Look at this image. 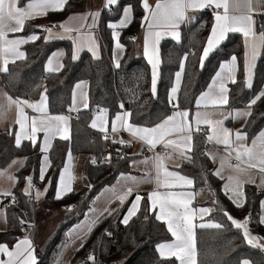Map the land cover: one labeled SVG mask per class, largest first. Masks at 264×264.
Here are the masks:
<instances>
[{
    "label": "trees",
    "instance_id": "trees-1",
    "mask_svg": "<svg viewBox=\"0 0 264 264\" xmlns=\"http://www.w3.org/2000/svg\"><path fill=\"white\" fill-rule=\"evenodd\" d=\"M24 3L26 0H22L21 6ZM127 5L132 6L133 17L126 27L119 29L124 52L120 57V67L117 68L110 55L113 29L109 27V23L119 20ZM87 9L88 0H67L64 10L49 11L43 19L27 20L23 30L17 35L28 37L36 34L39 39L23 44L20 48L25 57L10 62L7 72H0L1 85L13 97H28L36 101L45 93L48 109L52 114L69 112L75 84L82 80L88 81V107L72 115L70 139H54L49 150L50 164L43 181L40 180L43 155L41 142L36 141L34 146L30 140H24L17 147L15 128L9 133L0 131V167H6L18 156L26 158L25 164L15 172L17 182L12 195H0V203L5 207L9 223L8 229H0V243L13 246L35 218L37 201L25 193L26 177L32 176L33 182L41 186L47 183L49 185L51 181L47 194L40 201L46 208L73 204L72 211L78 214L71 220L68 218L64 225L69 227L86 215L89 202L104 187L114 185L121 174L130 172V160L134 155L129 148L124 146L118 149L110 134L91 127V120L97 111L107 109L110 122L117 113L127 111L131 113L130 123L140 127L155 126L176 109L170 103L169 92L183 61L184 76L177 98L179 109L189 110L190 115L194 113L196 100L208 88L220 64L229 61L233 55L237 57L239 71L237 83H229L228 86V107H247L248 102L264 87V49L261 50L254 69L252 88L249 89L244 84L245 49L242 33H228L201 66L200 57L214 22L211 13L201 10L192 22L182 26L181 39L167 37L161 41L160 77L153 94L151 66L144 55L137 54L134 42L143 25L145 10L142 0H119L118 4L105 8L100 19L101 56L94 58L90 51L84 50L73 61V41L69 38L46 40L43 27L53 26L71 13ZM257 24L264 31V27H261L264 26V18ZM58 49L65 50L63 68L50 72L46 69V62ZM251 112L243 126L248 139L264 128V99L258 101ZM105 136L108 138L105 139ZM206 138L205 132L194 134L189 153L191 159L184 160L177 168L181 174L193 180L192 188L197 193H209L211 199L202 203L211 209L206 219L224 225L220 229L201 228L200 224L197 225V264H241L244 259L250 260L251 264H264V249L248 245L242 230L236 229L224 215L226 211L240 219L251 214V230L264 237V224L259 223V206L264 192L254 184H246V203L242 208L236 207L229 194L225 193L222 178L213 174L215 169L212 160L204 151L208 142ZM69 153L74 156L84 155L83 185L75 187L63 195V198L56 199L59 175ZM109 155L110 160L107 159ZM13 196L17 202L7 204V200ZM149 211L147 197H144L139 211L127 224L122 223L123 212L118 217L114 212L104 215L91 227L88 236L81 243L83 247L81 244L76 247L69 263L90 264L85 261L84 255H94L100 250L114 264H179L175 257H161L157 253V245L171 240L172 235L164 222L156 220L155 211ZM21 220L25 223H21ZM61 230L59 228L44 251L39 250L36 264H54V248L59 251L67 243V239L64 241L66 232L62 238L59 236Z\"/></svg>",
    "mask_w": 264,
    "mask_h": 264
},
{
    "label": "snow or ice",
    "instance_id": "snow-or-ice-1",
    "mask_svg": "<svg viewBox=\"0 0 264 264\" xmlns=\"http://www.w3.org/2000/svg\"><path fill=\"white\" fill-rule=\"evenodd\" d=\"M119 0H106L104 7L108 8L110 6L118 4ZM67 0H26V3L22 5V0H0V58L3 59L4 66L0 68V71L7 72L8 55H12L17 59L25 57V54L19 50V46L30 41H35L39 39L37 35H30L27 38L20 37L17 39H9V33H16L22 31L25 22L34 17L47 15L49 11H62L66 5ZM259 0H232V10L235 12H241L240 15L230 14L229 0H157L155 7L153 8L148 0H142L143 8L146 13L150 14L144 17V21L148 22V28L152 29L155 27L163 26L165 32L161 33L159 31L149 32L145 36V50L144 55L148 57L149 63L152 65V92H156L157 84V73L156 68L158 61L154 58L153 55H149L148 50V36L152 35L155 41H159L163 35L170 34L175 39L179 40L180 33L177 31L179 26L184 23L186 20L190 19L187 15L190 10H201L205 8H212L214 11V22L211 27V33L207 38L205 47L203 48V53L200 57L201 66L204 63V60L209 56V54L223 41L227 34L230 32H239L242 33L245 42V54H244V84L247 88H252L253 86V70L255 67V61L257 57L261 54V50L264 49V31L256 32V21L254 19L255 15H264V12L257 10V5ZM223 9V12L219 9ZM132 6L128 5L123 9V18L119 21V25L110 24L109 27L116 29L117 27H126L128 23L131 22L132 16ZM93 17V22L100 15L99 12L90 13ZM71 19V17L69 18ZM63 28L65 32H71L72 29L68 28L65 24L58 25ZM43 27V26H41ZM52 27H57L53 25ZM264 27V26H261ZM43 31L49 33V37L54 35L52 33V28L43 27ZM113 39L115 41V47L117 49H123V45L119 41L120 33L113 31ZM49 37H45L47 40ZM71 38V37H69ZM75 44L76 41L74 40ZM96 44L94 40L91 42L89 51L92 52L94 58H98L96 51ZM61 53H53V57L63 56ZM187 57H185L186 59ZM78 59L76 51H73L72 60L75 61ZM49 67L48 71H60L63 68V64H59L57 67H52L53 58H50L48 61ZM115 66L120 67L119 60H116ZM181 70H183V64H181ZM239 71L238 60L235 55H233L230 61L220 64L219 70L215 73V76L212 79V82L208 86V91L201 94V96L196 100V106L199 108L203 103L207 106L211 103L218 111L214 113H201L197 111L195 113L196 117V131H200V125H207L209 128V133L207 135V141H214L218 145H223L225 151L228 153L227 156H222L220 158V168L217 169L213 174L220 176L221 169H223L228 161V158L235 153V159L240 162H247L249 167L257 168L259 171L264 173V130H261L254 138L251 139V146L249 147L245 142L248 140V134L240 129L233 131L224 126L225 121L229 118L237 119L241 117H250L252 112L251 109L258 101L264 99V89H261L258 94L252 98L247 104V110L233 109L232 111L223 112L219 109L224 106L229 105V92L228 87L229 83H237V72ZM180 78V73H177V80ZM80 82L76 85V88H80ZM177 89L174 87L171 89L170 93V103L173 104V107L178 109L179 103L176 99ZM75 96V93H74ZM10 104H16L18 109V117L16 123L19 124L21 132L16 134L15 143L19 147L21 145L22 136L30 140L33 145L36 144V134L38 132H44V144L41 147V152L46 153L48 151V141L49 134L58 131V125L53 126L51 122H60L63 121L67 123L70 117L67 116H51L48 118L49 124L47 127H37V117L32 116L30 119L32 121V127L30 134L25 131V122L29 119L25 113V107L34 110L35 112H44V102L46 97L41 96V100L38 102H30L28 100H13L12 97L7 98ZM175 100V102H173ZM85 108L88 107L87 104L84 105ZM123 109V104L120 105ZM71 110V109H70ZM107 109H101L97 118L93 119L91 127H97V121H100L101 131H107L103 127L104 120L103 117L107 113ZM190 113L189 110L175 111L172 115L167 116L160 123L155 126L149 127H140L132 123L127 122V118L131 116L130 112L117 113L115 119L112 121V131L115 132L118 130V126L124 127L129 131L133 136L138 137L140 140H143L150 148H155L156 146L163 144L165 148L172 147L174 151H179L181 145L177 144L174 140H166L165 138L172 133H179L187 129L191 133L192 128L188 122V117ZM213 115H219L221 119H212L210 118ZM177 117H182V120H177ZM64 140L70 139L68 135V128H64V135L61 137ZM108 137L105 136V139ZM188 144L185 146L188 151H191L192 148V135L189 134L186 138ZM114 143H127L123 140L113 141ZM180 155L186 159H191L187 156L184 151H180ZM205 155L210 156L213 161H215V155L212 153H205ZM70 156V153H69ZM110 160V155L107 158ZM163 157L159 154L155 156V168L157 171V184L158 187L163 186L165 188H172L173 185L169 183V178H176L180 181H184L187 185H192L193 180L179 175L176 172L168 171L163 163ZM148 158L143 161L147 163ZM93 163L95 159L93 158ZM135 163V162H134ZM48 164V157L45 155L43 157V162L40 168V180L45 179ZM231 168L232 172L235 175L228 176V184L224 186L226 194L231 193L229 198L232 200L234 205L238 208L244 207L246 203V197L243 193L242 186L244 183H255V180L249 176L247 180H241L240 174L244 173L246 170L240 167V164L228 165ZM161 170H163V183L160 181ZM68 172V168H65L61 171L59 182L57 186L56 199L63 198V195H66L67 192L71 191V188L65 181V173ZM3 173H0L2 175ZM123 177L124 174H121ZM13 179V177H9ZM71 178V177H70ZM28 184V187L25 189L27 194L31 188L32 176L25 178ZM127 179L136 181V177L128 176ZM51 181H49V186ZM260 187H264V175L260 178ZM91 187V186H89ZM47 189H45V192ZM132 189H127L122 195L118 197L121 203L131 195ZM3 195L10 196V192H4ZM40 193L37 192V199L39 198ZM185 194L182 192H160L154 190L148 194V199L151 203V211H155L157 206L159 212L156 214L155 218L157 221H162L166 224L167 230L171 233L174 240L170 243H161L157 245V249L161 257H175L179 264H196V248L193 229L196 227L193 224V212L196 211L190 207L191 199L184 198ZM143 197L139 194L135 196V200L131 203V206L128 209L127 214L124 216L122 223L127 224L129 219L137 214L139 211V204ZM13 202H15V197L13 196ZM262 208H264V201L261 202ZM201 214H207L210 212L208 208L199 209ZM0 215H5L0 213ZM224 215L227 217L228 221L239 230H242V235L245 242L255 248L264 249V243L260 241L264 240V237L253 236L248 227L250 222V216H246L243 220H237L231 216L230 213L226 212ZM21 223L25 221L21 220ZM259 223L264 224V215L259 218ZM201 228H223L224 225L220 223H211V224H200ZM91 228H89V232ZM111 235V233H108ZM83 247V244H81ZM0 254L6 255L7 260L0 259V264H36V258L34 255V249L32 241L25 236L22 240H18L16 245L12 250H9V247L5 243H0ZM89 261H92L95 264V256L90 254L87 258ZM241 264H249L248 260H244Z\"/></svg>",
    "mask_w": 264,
    "mask_h": 264
},
{
    "label": "crops",
    "instance_id": "crops-1",
    "mask_svg": "<svg viewBox=\"0 0 264 264\" xmlns=\"http://www.w3.org/2000/svg\"><path fill=\"white\" fill-rule=\"evenodd\" d=\"M105 2H106V0H88V9L87 10L81 11V12L71 13L70 15L65 17L64 20H62V21L60 20L59 23L54 24V25H57V27L50 26L49 28H52V33L54 35L49 37V33L46 32L45 37H49L48 39L69 38V37H71L69 39H71L72 41H74V40L76 41L75 44L73 43V51L74 50L76 51L78 57L81 54V52H83L84 50L89 51L88 49L91 46V42L94 40V42H95V44L97 46L96 47L97 55H98V57L101 56V41H100V33H99V31H100V19L102 17L101 16L102 12L105 9V7H104ZM148 3L154 8L156 3H157V0H148ZM110 7L106 8V9H109ZM229 7H230V14H235V15L242 14L241 12H235V11L232 10V0H229ZM201 10H204V9H201ZM201 10H190L188 12L187 15L190 17V19H188L184 23H182L179 26V28L177 29V31L180 33V38L179 39H181L182 26L184 24H188V23L192 22L196 18L197 13H199L198 11H201ZM257 10L260 11V12H264V0H259V3L257 5ZM220 11L223 12V9L221 8ZM95 12H99L100 15L95 19V23H94L93 22V17L90 15V13H95ZM146 15L149 16V20L151 19L150 14L146 13V11H145L144 16H143L142 28H141L140 32L134 38L135 48H136L137 54H142V55H144V50H145V36H146V34L149 33V32H156V31H159L161 33L165 32V28L163 26H160V27H155L154 26L152 29H149L148 28V22L144 21V17ZM131 16L133 17V10H132ZM44 17H45V15L44 16H39V17H34L32 19H35V18L43 19ZM70 17H71V19H69ZM122 18H123V14L121 15V18L119 20L114 21V22H110L109 25L110 24L119 25V21ZM263 18H264V15H255L254 16V19L256 21V32H257V34H259V32L262 31V28H260L259 24H257V23L261 22ZM60 24H65L68 28H71L72 31L71 32H65L63 28L58 26ZM120 28L121 27H117L116 29H113V31H117V32L120 33V30H119ZM19 32L9 33L8 38L9 39H17V38H20V37H24V36L17 35V33H19ZM33 35H36V34H33ZM167 37H171V38H173V40L175 39L172 35L165 34L157 42V41L154 40V37L152 35L148 36L149 55H153V53H154V58L158 61L157 68H156V73H157L156 90H157V85H158V81H159V77H160V67H161L160 44H161V41L164 38H167ZM24 38H27V37H24ZM243 39H244V37H243ZM119 41H120V35H119ZM120 43H121V41H120ZM22 45L19 46V50L21 52H23L22 48H20ZM244 49H245V42H244ZM61 52H63L65 54V50L64 49H58L54 53H61ZM123 52H124V47H123V49H117L115 47V41L113 39V45L111 47L110 55H111V58H112V61H113L114 65L116 64V60H119V62H120V59H121L120 57H122ZM244 53H245V51H244ZM63 56L53 57V54H52L48 58V60L46 62V69H48V67H49L48 61H49L50 58H53L52 67L55 68L59 64L62 63ZM6 58L9 61L8 64L10 62H12V61L17 60V58L12 56V55H8ZM146 58H147V61L149 62L148 57H146ZM258 58H259V56L257 57V59L255 61V66H256ZM3 59L4 58H0V68H2L4 66ZM184 63H185V61H183V70H181V68H180V70L178 71L180 73L179 80H177V73H178L177 72L176 75H175L173 86H172V88L175 87L177 89V92L175 94L176 95V99H178L177 97L179 95V91H180L181 84H182V81H183ZM150 66H151V70L150 71H153L151 64H150ZM254 69H255V67H254ZM0 72H3V71H0ZM253 73H254V70H253ZM83 81H80V82H83ZM80 82H78V83H80ZM78 83H76L75 86H74L73 102H72V106L70 108L71 110L69 112L60 113V114H52V113H50L49 109H48V100H47V96H46L45 93L43 94V96L46 97L45 102H44V109H45L44 112H35L34 110L29 109L27 107H25V109H24L25 113L29 117V119L25 122V131L27 133H29V134L31 132V127H32V121L30 119L32 116L37 117V123H36L37 127H47L48 124H49L48 118L51 117V116H67V117H70V119L67 121V123H65L63 121H60V122L53 121V122H51L53 124V126L58 125L59 130L55 131L54 133H50L49 134L48 151L46 153H43V157L45 155H47V157H48V164H50L49 150L51 148V144L53 143L54 139L57 138V137H62L64 135V128L65 127L68 128V135L70 136V133H71V122H72V119H73L72 115L75 114L78 110L84 108L85 104L88 105L87 93H85V94L83 93V88H84V85H86L85 84L86 82H84V84H81L80 88H76V85ZM87 83H88V81H87ZM228 86H229V84H228ZM171 89H170V92H169V98H170ZM206 91H208V88L204 92H206ZM74 93H75V96H74ZM8 97H12L13 100H17V99L23 100V99H21L19 97H13L12 95H10L8 93V91H6L5 88L0 84V131H7L9 133L15 128L16 129V134H17V133L21 132L19 124L16 123L17 117H18V109H17L16 104H14V103L10 104L9 103V101L7 99ZM40 100H41V97L39 99H36V101L33 100V99H28V101H30V102H38ZM173 102H175V100ZM233 109L247 110V107L246 106H244V107H236V108H233ZM233 109L228 107V105H227V106H224L223 108L219 109V111L228 112V111H232ZM175 111L183 112L184 110L183 109H179V108L178 109H174V111H172V113L170 115H172ZM193 111H194V113L192 115H189V117H188V122L190 123L191 128H192L191 133H189V131L187 129H185L184 131L179 132V133H172V134H170L169 136H167L165 138L166 140H174V141H176L177 144L181 145V149L179 151H174L172 147L165 148L163 146V144H160V145L156 146V148H157L156 153L152 154L151 153V149L152 148H150L143 140H140L138 137L133 136L124 127L118 126V130L113 132L112 131V121L115 119V117L110 122L107 113L103 117V120H104L103 127H105L107 129L106 133H109L110 137L114 141L123 140V141L127 142V143H124V144L129 148L130 153L132 155H134V157L130 160V168L131 169H129L131 171L130 173H132V174H129V172H128V173H125L123 177L120 175L118 177V179L116 180V182L114 183V186L112 185L113 186L112 189L115 190L116 192H118L120 190V188H122V187H123V193L126 192L127 189H129V188L132 189L131 195H129L127 197L128 199H127V201L124 204V205H126L128 200L131 198L129 206L126 209H124V210H123L124 207H122V205H121L122 208L120 207L121 208L120 210H122L120 212H123L122 221L124 219V216L127 214L128 209L131 206V203L135 200V196L137 194L141 195L143 198L147 197V200H148V203H149V210H150L151 203H150V201L148 199V194L150 192H152L154 190H158L160 192H166V191L182 192V193L185 194L184 198H190L191 199L190 207L192 209L196 210V211L193 212V224L196 225V227L193 229L194 240H195V248H196V237H195V235H196L197 225L200 224V212H199V209H201V208L210 209V206L202 204L205 201H208V200L211 199L210 195H208L209 193L206 192V191H201V192L197 193L192 188L193 184L192 185H187L184 181H180L179 179H176V178H169V183H171L173 185L172 188H165L163 186L158 187L157 179H156L157 171H156V168H155V156L157 154H159L161 157L164 158L163 159V163H164L165 167L168 169V171L176 172L179 175L184 176L183 174H181L178 171L177 168H179V166L183 163V161L186 160V158H184V157H182L180 155V151H184L187 156H189V153H190V151H188L187 148L185 147L188 144V141L185 138L189 134H191L192 138H193L194 134L199 133V131H196L197 125H196L195 113L197 111H200L201 113H205V112L214 113V112H217L218 110L211 103H209L207 106H205L202 103L199 108H197V106H196L195 110H193ZM99 112H100V110L97 111L96 114H94V117L92 118L91 123H92L93 119L97 118ZM125 112H127V111H122L121 113H125ZM210 118H212V119H221L222 117H220L219 115H213ZM182 119H183L182 117H177V120H182ZM247 119H248V117H246V118L245 117H241V118H237V119L229 118L228 120L225 121L224 126L229 128V129H232L233 131H235L236 129H240V130L244 131L243 126H244V124H245ZM127 122L130 123L129 117L127 118ZM199 127L200 128L201 127H205V135L207 136L208 133H209L208 126L202 124ZM100 128H101V125L98 122L97 123V127L93 128V129L101 131ZM149 128H151V127H149ZM262 130H264V128ZM102 132H105V131H102ZM44 136H45L44 132H38L36 134V141L39 140L41 142V147L44 144ZM251 139H248L245 142L249 147L251 146ZM24 140H28V139L23 138V136H22L21 143ZM211 143L213 144V146L211 148L207 149L206 152L207 153H212V154L215 155V161H213V159L210 156L209 157L211 158L213 166H214V169L216 171L217 169L220 168V158L222 156H227L228 153L225 151V148H224L223 145H218L214 141H212ZM191 144L193 146V139H192ZM167 150L170 151L169 154H166ZM43 157H42V159H43ZM80 157L81 156H74L72 154H70V156L68 155L67 158H66V162L64 164V167L62 168V171L65 168H68V172L65 173V181L68 184V186L71 188V190L76 187V173H75V170H74L73 166L76 163V161L79 162V160H81V159H83V164H84V158H80ZM146 158H148V162L147 163H143V161H145ZM25 159L26 158L24 156H18L16 158H14L13 160H11V162L6 167H0V173H3L2 175H0V195H3L2 193H4V192L12 193L13 188L15 187L16 182H17V177H16L15 172L18 169H20L25 164ZM238 163L240 164L241 168L246 170L244 173L240 174V179L241 180H247L249 178V176H251L255 180V183H244L243 186H242V189H240V190H242L243 193H244V189H245V185L246 184H254V185H256L259 188V190H263V192H264V187H260L259 186L260 185V178H261L262 175H264V173H261L259 171V167L251 168V167H249V164L247 162H243L242 163L240 161H237L235 159V153H233L228 158V161H227L225 167L223 169H221V174H220L219 177H221L222 180L224 181V186L226 184H228V176L229 175H235V173L232 172L231 168H229L228 165L229 164L236 165ZM48 167H47V170H48ZM82 168H83V165H82ZM145 168H147V170H149L148 177H146L145 175L142 176V172H143V170ZM134 173H136V174L134 175ZM60 174H61V172H60ZM128 176L136 177V181H132V180L127 179ZM9 177H13V179H10ZM59 177H60V175H59ZM122 179H125L126 183H123ZM146 179H147V181H146ZM163 179H164L163 178V170H161V174H160L161 184L163 183ZM58 182H59V179H58ZM123 184H124V186H123ZM82 185H83V178H82V182H81L80 186H82ZM113 190H111V191L114 193ZM56 192H57V189H56ZM106 193H108V192H106ZM100 195L98 197L96 196L97 198L95 197L93 199L92 203L95 204V202L98 201ZM230 195H231V193H229V196ZM244 195H245V193H244ZM32 198L37 200V192H36L35 196L33 195ZM40 198H41V196H40ZM142 200L140 201L139 208H140ZM262 201H264V193L262 194L261 202ZM37 206H38V204L36 203V207ZM91 206H92V204H91ZM71 207L72 206L70 204L67 206V208L69 210H70ZM259 207H260L261 216H262V215H264V208H262L261 203H260ZM1 209H2V211H4L5 215H0V229L1 230H6V229L9 228V223H8L7 216H6V210H5V207L3 205H1ZM70 212H71V210H70ZM149 212H152V211L150 210ZM158 212H159V208L157 206V208L155 210V214H157ZM209 213L210 212H208L207 214H204L203 218L206 219ZM32 222H33V224H30V226L34 225V219L32 221H30V223H32ZM79 225H80V221L79 222L77 221L75 223H72L68 227L69 229L65 233V240L64 241H66V239H67V243H68L71 240V234L73 232L76 233L75 231L78 229V227H80ZM249 229H250L251 234L253 236L262 237L260 234H258L256 232H254L253 230H251V227ZM27 232H28L27 237L32 241V245H33V249H34V255H35L36 263H37L38 259H39V255H38L39 247L36 244V239L30 234L31 231L27 229ZM87 236H88V234L84 237V240L86 239ZM23 238L24 237H21L18 240H22ZM173 240H174V237H172V239L169 240V241H165V242H161V243H170ZM16 243L13 244V246H9L7 244L8 247H9V250H12L14 248V246L16 245ZM67 243H66V245H67ZM161 243H159V244H161ZM260 243H264V240L260 241ZM66 245H64L59 251L57 250L58 253ZM157 251H158V249H157ZM58 253L56 254L54 252L53 257L55 255H58ZM157 253H159V251ZM165 257H168V256H165ZM0 259L7 260V256L3 255V254H0ZM244 260H248V259H244ZM248 261H249V264H251L250 260H248ZM54 264H55V261H54ZM196 264H197V250H196Z\"/></svg>",
    "mask_w": 264,
    "mask_h": 264
},
{
    "label": "rangeland",
    "instance_id": "rangeland-1",
    "mask_svg": "<svg viewBox=\"0 0 264 264\" xmlns=\"http://www.w3.org/2000/svg\"><path fill=\"white\" fill-rule=\"evenodd\" d=\"M262 31H263V29H262ZM253 78H254V75H253ZM83 82H86L85 83L86 85H84V88H83V93L84 94L87 93V96H88V83L86 80H84ZM252 83H253V81H252ZM263 89H264V87H263ZM98 122L100 123L99 120L97 121V123ZM77 156H81L80 158L84 157V155H77ZM42 157H43V155H42ZM41 162H43V159L41 160ZM41 165H42V163H41ZM82 165H83V159L79 160V162L76 161V163L73 166L75 173H76V187L77 188L81 187L80 185H81L82 178H83ZM130 172H129V174H132ZM135 174L136 173H134V175ZM144 175L146 177H148V175H149V170H147V168H145L142 172V176H144ZM122 180H123V183H126L125 179H122ZM146 181H147V179H146ZM32 184L34 185L33 180H32ZM113 186L109 185L107 187H104L100 191V193H98L97 197L100 194L101 195H100L98 201L95 202L96 205L92 202L91 203L89 202L90 206H91V204H92V206L88 208L87 213H85L86 215L83 218L78 220V222L80 221V225H79L80 227H78V229H77L78 231L76 230L75 231L76 233L73 232L71 234V240L58 253V255H55L53 257L55 264H70L69 263L70 258L73 255L76 247L83 242L84 237L87 234H89V228L92 227L96 221H98L104 215H109L112 212H114L115 216L118 217L121 214V212H119V210L122 207H124L123 208V210H124L129 206L131 198L128 200L126 205H124V204L128 198H126L123 203H121L120 200L118 199V197L123 194V187L120 188V190L118 192H116L115 190L112 189ZM123 186H124V184H123ZM27 187H28V184H26L25 189ZM48 187H49V185L47 183V184L42 185L38 190H34L33 188H31L28 192V194L31 197H33V195L35 196L36 192L40 193L39 198L36 200L38 206H37V211L35 213L34 225L33 226L29 225L27 227V229L31 231L30 234L36 239V244L39 247L40 251L45 250V248L50 243V241L59 232V228L62 229L60 231V235H59L62 238L64 236V233L69 229L68 226L64 225V224L67 223L68 218L73 219L74 216L77 215L76 212L72 211V210H74L73 207L70 208V210L72 211V213H71L70 210L67 208V206H56L52 209H48L45 206H43L40 201L47 194ZM45 189H47L46 192H45ZM111 190H113L114 193ZM106 192H108V193H106ZM40 196H41V198H40ZM121 205H122V207H121ZM0 210H1L0 213H4V211H2V209H1V203H0ZM120 211H122V210H120ZM203 216H204V214L200 213V224H202V223L203 224L217 223L213 220L204 219ZM231 216L234 217L233 215H231ZM234 218L237 220H243V218H240V219L237 217H234ZM30 224H33V222ZM248 227L250 228V223H249ZM56 251H57V249L55 247L54 252H56ZM103 257L105 258L106 262H110V260H108L105 256H103ZM111 262H113V261H111Z\"/></svg>",
    "mask_w": 264,
    "mask_h": 264
},
{
    "label": "built area",
    "instance_id": "built-area-1",
    "mask_svg": "<svg viewBox=\"0 0 264 264\" xmlns=\"http://www.w3.org/2000/svg\"><path fill=\"white\" fill-rule=\"evenodd\" d=\"M204 10H205L206 12L211 13L212 17L214 18V11H213L212 8H205ZM219 11H220V9H219ZM0 84H1V80H0ZM22 99H23V100H28V97H24V98H22ZM203 132H205V127H201V130L199 131V133H203ZM108 134H109V133H107V135H108ZM116 145H117V148H118V149H121L122 147L126 146L124 143L122 144V143H119V142H116ZM212 146H213V144H212L211 142H207L204 151H206L207 149L211 148ZM156 151H157V148H156V147L151 149V153H152V154L156 153ZM169 153H170V151L167 150V151H166V154H169ZM99 162H100V161H99ZM26 184H27V182L24 183V186H26ZM33 186H34V187H33L34 190H38V189L41 187V185H40L39 183H37V182H34V185H33ZM15 202H17V201H16V198H15ZM13 203H14V202H13V198H12V199L10 198V199L7 200V204H13ZM70 205L73 207L72 204H70ZM76 214H78V213H76ZM246 216H250V221L252 220V215H251V214H248V215H246ZM27 235H28V232L26 231V232L23 233V235H22L21 237H25V236H27ZM89 255H90V254H86V255H84V256H85V261L89 262L90 264H93L92 261H89V260L87 259ZM92 255H93V254H92ZM94 256H95V264H114V263L111 262V261H110V262H106V260H105V258L103 257V255H102V253H101L100 250H98L97 253L94 254Z\"/></svg>",
    "mask_w": 264,
    "mask_h": 264
}]
</instances>
